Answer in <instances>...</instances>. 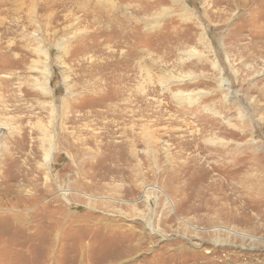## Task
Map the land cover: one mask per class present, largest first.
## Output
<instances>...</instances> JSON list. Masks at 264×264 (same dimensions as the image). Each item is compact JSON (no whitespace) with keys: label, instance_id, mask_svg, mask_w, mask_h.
I'll return each instance as SVG.
<instances>
[{"label":"rangeland","instance_id":"rangeland-1","mask_svg":"<svg viewBox=\"0 0 264 264\" xmlns=\"http://www.w3.org/2000/svg\"><path fill=\"white\" fill-rule=\"evenodd\" d=\"M21 262L264 264V0H0Z\"/></svg>","mask_w":264,"mask_h":264},{"label":"bare ground","instance_id":"bare-ground-1","mask_svg":"<svg viewBox=\"0 0 264 264\" xmlns=\"http://www.w3.org/2000/svg\"><path fill=\"white\" fill-rule=\"evenodd\" d=\"M50 150H47L45 153H44V162L45 163H49V160H50V152H49ZM189 164V163H188ZM148 223V222H147ZM57 236V235H56ZM51 238V237H50ZM53 239H54V237H53ZM26 249H28V248H26ZM49 254H51V253H49ZM22 263V262H21ZM23 264V263H22Z\"/></svg>","mask_w":264,"mask_h":264}]
</instances>
